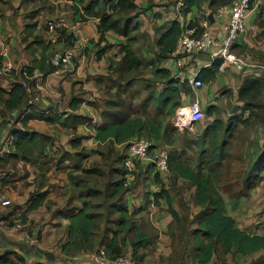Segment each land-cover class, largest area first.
Returning a JSON list of instances; mask_svg holds the SVG:
<instances>
[{
	"label": "crops",
	"instance_id": "0c3cea01",
	"mask_svg": "<svg viewBox=\"0 0 264 264\" xmlns=\"http://www.w3.org/2000/svg\"><path fill=\"white\" fill-rule=\"evenodd\" d=\"M225 1L205 0L200 5H192L178 13L175 0H133L136 9L125 14L128 18L134 17V23L139 28L133 31L139 34V40L135 43L136 54L142 60L152 61L156 55V41L171 21L199 25L203 18L215 12L217 6L231 2ZM87 2L88 0H0V37L9 50L8 57L2 58V63L11 61L17 68H35L31 73L32 86L41 89L43 96L34 106L26 102L24 107L28 104L29 111L38 110L41 115L48 117V120L32 118L24 123L29 111L23 115L21 109L14 111L10 113L14 117L10 120L11 123L0 120V139L12 137L14 129L30 128L50 136L53 146L52 149L47 148L48 157L35 155V160L20 157L0 164V193L13 202L12 217L24 214L26 227L37 234L41 242L37 248L26 245L24 235L6 230L1 220L0 248L16 252L24 258L25 264H109L104 255L109 256L107 248L112 246L113 238H118L116 246L122 248V254H130L132 251L131 238L135 236V231H119V227L125 228L119 206L122 205L127 206V219H131L132 225L155 239L152 246L140 247L142 264H200L196 239L199 241L201 238H174L175 223L167 201L161 199L160 205H155L153 201L154 194L159 189L157 185L153 194L144 191L143 187H126L118 189L119 191L113 188L109 191L107 186L95 185L91 165L99 163L105 169L108 166L113 168L117 160L113 152L119 153L121 150L120 144L97 141L95 127L104 124L103 114L107 110V103L116 99L128 78L124 60L127 38L109 31L105 39L99 42L100 19L91 16L79 26V42L72 43V26L79 20L76 10H81ZM48 21H62L66 27L51 31L46 27ZM212 22L211 30L215 34L221 30L224 20L215 18ZM247 26L248 32L235 43L234 52L249 62L258 63L256 56L264 54V0L254 2ZM81 38L83 41L87 38L88 42L81 44ZM69 47L76 50L75 66L70 72L57 74L51 63L52 56L54 52ZM192 59L193 66L184 73L187 78L195 74L196 70L207 68L205 64L209 62L207 54L191 57L189 62ZM152 67V64L148 65L142 76L148 81L157 77L148 71ZM140 71H135L130 79L138 80ZM249 76L264 78V71L239 72L234 67L219 70L216 78L208 83L204 82L201 88L205 108L216 105L219 110V105L226 102L229 96L232 102L235 101V105L240 106L239 89ZM0 86L9 89L10 79L6 76L0 78ZM161 92L162 90L154 92L155 96ZM144 96L147 94H143ZM239 109L241 113L242 106ZM75 115L89 118L92 125H70L71 121L68 122L67 118ZM82 136L88 137L82 140L80 146H73L72 140ZM81 151L86 153L83 157L78 155ZM66 152L74 156L61 159ZM106 173L109 179L112 175L117 176L111 170H106ZM175 183L179 188L187 182L178 179ZM259 189L253 190L251 196L256 195ZM171 190V206L179 212L178 198L184 201L189 198L182 190L174 187ZM32 196H35L38 206L29 209ZM84 206L96 216L92 245L88 247L83 237L76 234V246L64 252L63 246L70 241V216ZM201 209V206H197L195 213L199 214ZM234 219L236 226L247 232ZM114 248L116 249L115 246ZM206 264H264V250L244 255L233 248L226 254L218 245Z\"/></svg>",
	"mask_w": 264,
	"mask_h": 264
},
{
	"label": "trees",
	"instance_id": "16d2710c",
	"mask_svg": "<svg viewBox=\"0 0 264 264\" xmlns=\"http://www.w3.org/2000/svg\"><path fill=\"white\" fill-rule=\"evenodd\" d=\"M176 1L177 0H175V4ZM202 1L205 0H187L185 8L189 9L192 5H200ZM215 1L217 2V0H211V2ZM82 9L84 10L83 16L81 15V10H76V15H78L79 18L81 17L82 21H86L87 17L91 16H95L100 19L98 23V31L100 34L99 42H102L105 39V35L109 31H114L127 38V44L124 47V60L127 65L128 72L142 70V67L145 64L144 60H142L136 54V51L131 47V43L133 46V43L136 41V37L133 36V31L139 29L138 25H132V23H134V17H122L123 14L136 9L133 0H88L87 4ZM207 17L212 21L215 20V12H211V14ZM181 24L182 23L177 20L171 21L168 24V28L161 33L156 41V55L152 61H149V65L154 62L159 63V61L163 63L166 59H168L170 53L177 47L178 38L182 33ZM186 24L189 26L198 25L192 22H186ZM71 37L73 41L72 43L76 42V38L73 36ZM2 62V56L0 55V67L2 66ZM75 62L76 55L74 59V66ZM221 63V59L216 60L211 67L201 70L197 78L203 81V83H208L214 80L219 72ZM191 65L193 66V59L178 74L168 68L172 78L168 80L166 88L163 87L162 92L158 96H155V93H153L146 98L142 104L143 111L141 116H134L132 108L128 107L124 103L118 102L120 94H118L115 100H110L107 103V110H105L103 114V118L105 120L104 124L95 127V137L97 141H111V143L121 145L128 143L135 137L144 135L143 133L153 134L157 139H162L166 132L163 124H155L154 122L148 120L146 118L148 115L147 108L151 105V101H156L158 112L162 113L165 110L166 113L174 115L177 109L182 107V94L185 92L184 89L188 88V78L184 73L188 72ZM34 69L35 68H29V73H33ZM162 71L167 72L161 67L158 68L157 72L160 73ZM11 81L12 83L9 89L0 86V120L3 119L4 123H7L6 121H8V123L10 122V117L12 115L10 113L14 111L16 112L21 109V115L27 113L29 111L27 106L28 104L25 107L24 104L28 102V98L32 93H34L33 86H31L32 89L29 90L30 92L23 87L19 76L11 78ZM188 91L189 94H191V91ZM263 94L264 78L249 76L245 78L241 88L239 89L238 100L242 103V112L240 115L230 116L229 120L225 122L222 115L219 113L218 106L209 105L207 108L204 106L206 117L197 125L198 128L201 127L200 130L202 128H204V130L193 142V144L198 146L201 150V156L197 164H193L184 159L178 151L170 153V173L168 174L158 171L155 172L153 164H146V169L152 171L154 181L159 188L158 192L154 194V204L160 205L161 199L167 201L169 212L173 216L174 221H178V216L180 215L171 206V184L176 182L178 179H181L195 188L196 206L202 207L197 219L198 228L193 230L194 237L201 238L199 241L196 239V246L198 245L196 252L200 264H206L211 260L218 245L223 248V251L226 254L233 248H236L244 255L264 250V236L260 234L251 236L249 233L238 228L233 216L227 212L225 200L222 194L215 189L216 182L218 180H222V167L231 157L228 148L230 139L234 136L240 124L251 121L254 116H259L258 110L261 109V104L258 102V98ZM71 105L73 106V102ZM32 118L48 120V117L41 115V112L31 110L25 116L24 123ZM67 120L68 122L71 121L70 125L72 126L83 124L92 125L90 119L84 116H70ZM87 137L88 136L75 137L72 140V145L80 146L82 144V140ZM12 143L14 146V152L10 155L1 157L0 164H6L8 161L12 159L17 160L20 157H22V159L30 158L34 160L35 155L48 157L49 153L47 148L49 147L52 149L53 147L52 138L50 136L30 128L25 130L14 129L12 132ZM127 148L128 145L123 147L121 146V150L118 154L122 164L127 157ZM66 153L62 155L61 159L69 157ZM140 163L141 162L137 161L136 165L140 166ZM124 172L125 169L123 168L121 172H118L119 175H121L119 180H116L115 182L111 180L107 181L105 183V188L107 186L109 191H112L113 188H116L117 191H119L118 189L126 188L124 186ZM70 177H72V175H70ZM171 180L173 182H171ZM263 181L264 155L259 157L253 165L252 172L245 177V192L238 190V192H235L232 195L237 199L245 198L253 190L257 189V187H260ZM110 183L114 185L112 186ZM239 204L240 201H237L236 207H238ZM37 206L38 203L35 202V196H32L29 209ZM119 206L121 208L120 212L125 224V228L119 227V231H125L126 233L130 230L135 231V236L131 238L132 251L130 254H122V248L116 246L118 238H113L112 246L108 247L107 251L110 257L124 255L142 264L143 255L139 254L140 247L152 246L155 243V239L145 234L143 230L132 225L131 219H127L129 216L127 206ZM12 208L13 205L0 212L2 222L7 226H13L16 222L25 224L24 214H18L15 217H12L11 213L14 210ZM95 217L96 216L94 214L89 213L87 207L85 206L83 209H79L78 212L70 216V241L63 246L64 252H67L76 246L78 240L76 234L82 236L86 245L91 247L95 236ZM35 235L38 236L37 234ZM123 241L125 240L123 239ZM24 262V258L16 254V252L1 250L0 248V264H25ZM35 264L48 263L37 262Z\"/></svg>",
	"mask_w": 264,
	"mask_h": 264
},
{
	"label": "rangeland",
	"instance_id": "374dc122",
	"mask_svg": "<svg viewBox=\"0 0 264 264\" xmlns=\"http://www.w3.org/2000/svg\"><path fill=\"white\" fill-rule=\"evenodd\" d=\"M220 1L224 2L225 0ZM82 8L81 10H83ZM122 17L126 18L127 15L123 14ZM132 25H135V23H132ZM71 36H73V33ZM133 36L136 37V41L133 43V46L131 43V47L133 50H136L135 43H137L139 40V34L133 33ZM76 42H79V37H76ZM261 54H258L255 60L258 61L259 64L264 65V54ZM165 61L163 63L161 61H159V63L154 62V65L152 64L153 67L148 69L149 72L157 74V77L155 79L152 78L150 81L142 77L148 68V60H144L145 64L142 67V70L138 73V75H140L138 80L130 79L131 75L136 73L135 71L128 72V78L126 79L122 89H120L121 95L118 102L124 103L128 107L132 108L134 116H141L143 111L142 104L146 98L149 97V95H152L154 92H160L163 90V87L166 88L168 80L172 78L168 69L169 67L167 66V62ZM163 64L166 65L164 66ZM160 67L168 73L164 71L158 73L157 71ZM14 76H16V74H14ZM12 77L7 78L11 81ZM184 90L185 92L182 94V106L186 105V103L192 99V96L188 91L190 90L189 87L185 88ZM143 94H147V96L143 97ZM231 102L232 100L229 96L227 97L226 102L224 101L219 105V113L221 114V111H223L222 117L225 122L229 120L230 116L241 114L239 108L242 106V103H240V106H237L234 104L235 101L232 103ZM258 102L262 105V107L260 105L261 109L258 110L259 116H254L251 121L240 124L234 136L230 139L228 148L231 157L229 161L226 162L222 167V180H218L215 184V189H217V191L222 194L225 200L227 212L230 213L233 218H236L239 225L245 228L246 231L250 232L251 234H264V184L262 183L260 187H257V189H260L257 190V194L253 197L250 193L244 199H237L234 198L232 194L238 192V190L245 192V177L252 172L253 165L259 159V157L264 155V94L259 96ZM150 104L151 105L147 108L148 115L146 118L155 124L162 123L166 132L162 139H157L153 134L148 133H143L144 135L140 136L153 141L155 144L161 143L162 146L170 153L178 151L184 159L190 161L193 164H197L201 156V150L198 148V146L194 145L193 142L199 137L204 128L200 130L201 127H191L190 125L186 128H180L175 119L177 111L174 115L166 113L165 110L164 112L160 113L157 110L156 101H151ZM13 119L14 117H11V120ZM6 122L8 123V121ZM12 125L14 126L13 123ZM109 146L111 147L112 145ZM113 153L115 157H117L119 154L118 152ZM66 154L69 157L74 156L69 152ZM85 154L86 153L81 151L78 155L83 157ZM119 158L120 157L118 156V159L113 164V168H109L108 166V168L105 169L99 163L91 165L90 171H92L95 175L93 178L96 180V186L103 187L109 180L114 182L119 180L120 175L118 172H121L123 169V164ZM146 164L140 163V166L136 165V179L133 187H143L144 191L153 194L152 192L155 190V188H157V186L152 176L153 173L151 170L146 169ZM106 170H108V172L111 170L114 172V174L117 173V176L112 175V177L109 179L106 175ZM171 182L173 181L171 180ZM174 183L175 182H173L171 186L176 190H182L183 194H186L189 200L184 201V199L181 200L180 197L178 198V213L180 216H178V221H174L175 225L173 228V236L174 238H195L193 235V230L198 228L197 219L199 216L198 213H195V209L197 208L195 203V188L189 183H186L185 185L182 184L178 188L175 185H178V183ZM111 185L113 186L114 184ZM237 201L241 202L238 207H236ZM176 244H178V241H176Z\"/></svg>",
	"mask_w": 264,
	"mask_h": 264
},
{
	"label": "built area",
	"instance_id": "2783aa9c",
	"mask_svg": "<svg viewBox=\"0 0 264 264\" xmlns=\"http://www.w3.org/2000/svg\"><path fill=\"white\" fill-rule=\"evenodd\" d=\"M256 0H231L230 3L217 6L215 9V17L224 20L223 26L219 32L213 34L211 27L213 22L210 18H203L201 23L196 26H189L188 24H181L182 33L178 38L177 47L170 53L167 66L171 71L177 74L181 72L188 64L192 56L207 54L209 62L205 67L211 65L218 59L222 60L219 70H225L234 67L239 72H256L264 71V65L259 63H252L245 60L243 57L238 56L234 52V45L240 38L245 36L248 32L247 20L250 12L253 9V4ZM187 0H177L175 9L181 13L186 7ZM81 15L84 11L81 10ZM180 16V14H179ZM81 17L73 24V37H79L80 28L82 23ZM46 27L51 31H58L66 27L61 21H48ZM82 40L81 44L88 42V39ZM0 55L2 58H7L9 50L6 48V42L0 37ZM76 50L74 47H69L64 50L54 52L51 63L55 68L57 74L62 72H69L74 68V59ZM166 65V64H165ZM200 71L196 70L195 74L188 77V87L191 91L192 99L183 107L177 109L176 121L180 128L197 126L206 117L205 108L201 96V88L204 86L203 81L197 78ZM16 74V76H14ZM20 77L21 84L28 91L32 89L33 76L29 73L26 67H16L13 62L7 61L2 63L0 67V77ZM31 81V83H30ZM34 93L28 98V104L34 106L37 102L41 101V89H35ZM30 92V91H29ZM38 111V110H37ZM160 144V145H158ZM128 145L127 157L123 161V174L124 186L132 187L135 182L136 176V162L149 163L154 165L155 172L168 174L170 152L162 146L161 143L155 144L153 141L138 136L129 141L128 143L119 145L120 147ZM14 152L12 137L9 136L5 139H0V158L10 155ZM154 172V173H155ZM13 205V202L0 193V212L8 209ZM1 221V216H0ZM3 227L10 232H18L24 235V242L26 245L37 248L40 246V239L33 234L25 224L16 222L13 226L3 225ZM104 258L109 264H140L132 258L121 255L117 257H110L107 254Z\"/></svg>",
	"mask_w": 264,
	"mask_h": 264
},
{
	"label": "clouds",
	"instance_id": "9594fccd",
	"mask_svg": "<svg viewBox=\"0 0 264 264\" xmlns=\"http://www.w3.org/2000/svg\"><path fill=\"white\" fill-rule=\"evenodd\" d=\"M183 107V106H182Z\"/></svg>",
	"mask_w": 264,
	"mask_h": 264
}]
</instances>
